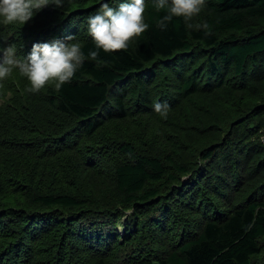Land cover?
<instances>
[{"label":"trees","instance_id":"16d2710c","mask_svg":"<svg viewBox=\"0 0 264 264\" xmlns=\"http://www.w3.org/2000/svg\"><path fill=\"white\" fill-rule=\"evenodd\" d=\"M96 0L0 26L26 56L74 35ZM70 83L0 82V264H264V0H208ZM155 101L167 102L161 118Z\"/></svg>","mask_w":264,"mask_h":264},{"label":"clouds","instance_id":"9594fccd","mask_svg":"<svg viewBox=\"0 0 264 264\" xmlns=\"http://www.w3.org/2000/svg\"><path fill=\"white\" fill-rule=\"evenodd\" d=\"M67 0H0V26L24 25L43 7L52 5L63 8ZM98 8L86 17V31L94 45L88 53L82 51L80 41L74 35L48 42H36L26 56L18 55L13 43L2 50L0 56V82L13 72L25 77L32 93L39 92L46 84L60 89L70 83L85 60L97 61L100 51L108 54L127 50L130 42L140 37L150 25L145 20L146 0H96ZM157 13H163L156 27L167 29L175 18L185 22L186 29L203 30L208 25H193L190 21L198 16L208 0H148ZM152 110L166 118L169 105L155 101ZM264 143V135L259 137Z\"/></svg>","mask_w":264,"mask_h":264},{"label":"rangeland","instance_id":"374dc122","mask_svg":"<svg viewBox=\"0 0 264 264\" xmlns=\"http://www.w3.org/2000/svg\"><path fill=\"white\" fill-rule=\"evenodd\" d=\"M262 119L264 120V116L262 117ZM261 135H264V127L261 129V131H260V136ZM264 144V143H263Z\"/></svg>","mask_w":264,"mask_h":264}]
</instances>
